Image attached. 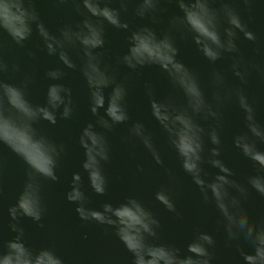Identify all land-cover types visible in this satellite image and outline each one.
I'll return each mask as SVG.
<instances>
[{
	"label": "clouds",
	"instance_id": "9594fccd",
	"mask_svg": "<svg viewBox=\"0 0 264 264\" xmlns=\"http://www.w3.org/2000/svg\"><path fill=\"white\" fill-rule=\"evenodd\" d=\"M58 6L71 4L80 19L75 23H65L52 32L41 20L34 7V0H0V35L7 34L15 46L26 49V42L35 32L40 48L47 56L58 61L56 67L44 73L48 84L43 104H33L27 90L34 83L30 75H25L18 83H9L3 76L20 72L18 63H9L4 57V42L0 39V143L6 144L13 152L23 157L32 172L56 181L58 160L65 152L64 144L40 137L34 127L40 121L56 125L58 118L69 120L74 116L73 89L63 81L66 70L78 71L88 89V109L96 117L94 123H87L80 131L78 144L83 149L82 169L88 173L89 186L97 195L107 191L108 180L102 163L111 159V145L107 134L115 126L129 121L127 108L128 89L123 81H118L114 69L105 62L103 53L106 44L105 26L128 30L129 24L121 19V11H127L130 3H135V16L148 17L157 22L161 11V0H53ZM174 2L182 15L169 20L168 29L163 35L148 26L139 27L127 37V51L117 58L127 68L136 70L147 65H157L166 73L174 90L183 97L177 103L173 95L163 100L153 97L151 88L147 90L153 119L166 135L167 142L175 151L180 168L191 177L197 187L203 206L212 205L217 213L218 224L226 235V243L243 238L252 252L241 251L244 264H264V219H250L244 207L249 189L264 197V150L258 143H264V124L256 119L255 109L245 91L248 77L255 71L264 78V65L246 61L237 44L238 33L249 41H256V35L248 29L233 0H168ZM251 5L253 0H241ZM264 3V0H260ZM118 3L119 7L110 6ZM218 4V7L213 5ZM182 38L190 37L197 51L210 63L215 64L226 55L230 56L229 70L239 84H231L225 72L213 69L208 77L211 98L206 94L198 73L177 59L179 49L174 34ZM80 54L79 62L73 58V51ZM259 52L260 49L258 48ZM33 61L36 53L26 49ZM111 88L105 96V89ZM7 104L26 121L23 130L5 115L3 106ZM235 104L243 114V131L232 138L233 147L254 165L258 166L255 175L246 177V182L236 180L235 173L223 159L221 133L224 127V110ZM103 109V115L100 110ZM201 121L209 122L207 127ZM17 129V136L7 131ZM124 143L139 142L150 153L158 165L163 160L155 145L153 134L141 121L128 127ZM43 145L46 148L43 165H37L26 150V145ZM208 145H211L209 147ZM205 165L217 171L209 178ZM141 165L137 172L143 173ZM168 187L155 193V199L169 212L176 210L171 196L170 185L176 176L165 169ZM73 182L66 192V199L76 204L75 211L83 221L107 224L115 229L116 237L132 254L131 264H212L215 245L213 236L197 229L193 240L187 245L190 255H181V250L172 244L157 243L160 221L154 213L134 196L126 197L113 205L105 202L102 210L86 207L84 192L78 187L79 173H73ZM9 227L16 233L6 242V251H0V264H64L63 259L51 248L33 250L26 245L25 231L20 226L23 217L31 218L39 227L44 215L39 186L28 175L15 204L8 208ZM237 248L239 245L237 244Z\"/></svg>",
	"mask_w": 264,
	"mask_h": 264
},
{
	"label": "water",
	"instance_id": "95a60500",
	"mask_svg": "<svg viewBox=\"0 0 264 264\" xmlns=\"http://www.w3.org/2000/svg\"><path fill=\"white\" fill-rule=\"evenodd\" d=\"M233 3L248 29L257 37L256 41H249L242 33H238L237 44L240 52L246 61L264 65V3L260 0H253L252 4L247 6L241 0H233ZM110 6L119 7V4L113 3ZM34 7L52 32H56L65 23H75L80 19L71 4L58 6L53 0H34ZM134 7L135 3H130L127 11H121V19L129 24L128 30L105 26L106 44L104 49L99 50L103 53L105 62L114 69L117 80L123 81L127 86V108L130 118L128 122L115 126L113 131L107 134L111 145V159L102 163L108 180L106 193L97 195L92 191L88 173L81 167L84 155L83 149L78 144V137L81 129L89 122L94 123L97 118L88 109V89L83 78L78 71L66 70L67 75L63 82L73 89L75 105L73 118L69 120L58 118L56 125L40 121L34 126L40 137L65 146V152L59 158L56 168L59 179L52 181L32 172L23 157L13 152L6 144L0 143V251H6L4 245L16 235L9 227L10 217L7 210L15 204L31 173L33 183L39 186L42 197L44 215L40 223H43L44 227H39L31 218H21L19 223L24 228L25 242L29 248L33 250L51 248L63 259L64 264H131L132 254L116 237L112 226L81 220L75 211L76 204L67 201L66 192L73 182L72 174L79 173L80 180L77 184L85 194L86 207L102 210L105 202H111L115 206L126 197L134 196L160 221V237L157 243L172 244L181 250V255H190L187 252V245L193 240L198 229L211 234L215 240V245L210 249L213 253L212 264H244L241 251L251 253V245L243 238L231 244L226 243V235L222 226L218 224L215 208L212 205L206 207L202 205L199 190L192 183L191 177L180 168L175 151L170 148L166 135L151 115L150 98L147 95L149 88L157 100L173 95L177 103H182V95L172 88L166 73L157 65H147L132 70L122 63H117V58L127 51V37L131 31L148 26L161 36L168 29L170 18L182 15V12L174 2L161 0V11L157 14V22L153 23L148 17L135 16ZM0 39L5 45L3 49L5 59L10 64L18 63L21 66L20 72L10 71L3 76V79L9 83H18L25 75L32 76L34 83L28 88L27 96L33 104H43L47 86L52 82L44 78V73L50 68L59 66L58 61L38 48L40 41L35 32L26 42V49L36 53L34 61L27 56L26 49L15 46L6 33L0 35ZM174 39L179 49L177 59L198 73L209 98L211 92L208 87V77L213 69L225 72L229 83L239 84L238 79L229 70L230 56L226 55L215 64H210L197 51L190 37L182 38L179 33H175ZM73 58L79 62L80 54L75 50ZM244 87L255 109L257 121L264 124V78L253 71ZM110 91L111 88L105 89L106 97ZM3 109L5 115L23 130L26 121L6 103ZM100 114L103 115V109L100 110ZM136 121L143 122L152 132L163 165L156 164L150 153L139 142L124 143L122 138L128 135V127ZM201 123L207 127L209 122L201 121ZM243 130L245 129L242 112L235 104L227 106L224 110V127L221 133L224 149L221 159L233 169L234 178L241 183L246 182L247 176L258 172V166L233 147V136ZM7 131L10 135L17 136L16 128ZM257 146L260 150H264V143H258ZM25 147L35 164L43 165L46 148L43 145L31 144ZM137 165L143 167V173L137 172ZM166 168L170 169L177 178L169 187L176 210L180 213L179 217L169 212L155 199L158 190L168 187ZM205 170L209 173V178L217 171L208 165H205ZM244 207L250 219L255 221L264 219V197L254 190L249 189Z\"/></svg>",
	"mask_w": 264,
	"mask_h": 264
}]
</instances>
